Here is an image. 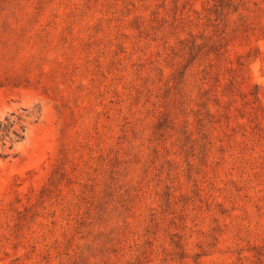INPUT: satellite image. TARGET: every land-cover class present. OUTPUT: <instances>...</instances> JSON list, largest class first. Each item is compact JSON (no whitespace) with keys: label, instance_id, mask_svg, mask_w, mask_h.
<instances>
[{"label":"rangeland","instance_id":"rangeland-1","mask_svg":"<svg viewBox=\"0 0 264 264\" xmlns=\"http://www.w3.org/2000/svg\"><path fill=\"white\" fill-rule=\"evenodd\" d=\"M0 264H264V0H0Z\"/></svg>","mask_w":264,"mask_h":264},{"label":"trees","instance_id":"trees-1","mask_svg":"<svg viewBox=\"0 0 264 264\" xmlns=\"http://www.w3.org/2000/svg\"><path fill=\"white\" fill-rule=\"evenodd\" d=\"M5 120L7 121L6 118H5ZM7 123H8V124H7V127L12 125V122H8V121H7Z\"/></svg>","mask_w":264,"mask_h":264}]
</instances>
